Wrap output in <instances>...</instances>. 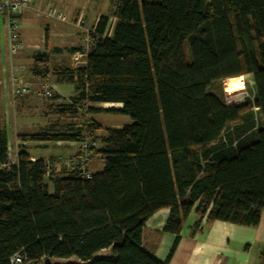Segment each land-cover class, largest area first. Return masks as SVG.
<instances>
[{"label": "trees", "instance_id": "trees-1", "mask_svg": "<svg viewBox=\"0 0 264 264\" xmlns=\"http://www.w3.org/2000/svg\"><path fill=\"white\" fill-rule=\"evenodd\" d=\"M246 73L253 91L243 104L209 92L213 81L236 76L239 86L225 94L234 97ZM54 74L74 84L61 117L84 109L130 121L104 128L103 146L93 152L102 166L91 178L60 164L45 178L44 157L23 146L10 162L0 127V264H10L19 249L23 264H168L141 240L146 219L161 208L169 209L163 230L175 235L170 254L193 209L207 221L258 223L264 211V0H118L111 15L97 16L84 65L56 67ZM81 137L69 124L19 139L78 143ZM260 259L264 264V249Z\"/></svg>", "mask_w": 264, "mask_h": 264}, {"label": "rangeland", "instance_id": "rangeland-1", "mask_svg": "<svg viewBox=\"0 0 264 264\" xmlns=\"http://www.w3.org/2000/svg\"><path fill=\"white\" fill-rule=\"evenodd\" d=\"M117 3L118 0H64V7L61 8L53 2L66 15V21L64 22L67 25L66 41L62 44L63 48L57 50L48 43V31L45 29L42 45L37 47L24 46L22 42L21 48L15 55L11 56L9 54L15 66H23V69L17 67L11 69L7 66L4 70V76L0 71V127L6 129L10 136V149H8L11 154L10 162L16 158L13 155L22 146L33 157L69 156L76 148V144L70 146L64 144L66 142L63 141L35 142L25 139V144H20L19 137L21 135L45 130L57 131L72 124L74 127L79 128L82 136L86 133L93 134L95 138L93 152H95L103 146L100 137L105 135V131L102 128L95 130V125L92 124L107 125L109 120L127 119V116H125V119L124 116L115 112L89 113L84 109L76 116L61 117L59 110L68 101L69 97H56L52 88L51 96H40L37 93L42 80L46 79L51 87L52 82L57 79L56 74H54L56 67L84 65V54L90 42V31L97 16L99 14L111 15ZM44 15L51 18L46 14V3ZM72 48L75 51H71ZM35 62L39 63L37 69L35 68ZM34 69L39 73L38 78H34ZM235 77L213 81L209 85V92L223 98L229 104H243L247 96H252V76L249 73L242 74V83L240 82V88L243 85L242 92L237 93L234 97L226 96L225 94L228 93L226 91L239 86ZM94 105L102 107L117 106V104L105 105L102 103H94ZM257 126L258 124L254 128ZM95 154H97L96 160L101 158L98 153H94L93 156ZM49 190L51 191V186H49ZM105 252L107 250H102V253ZM50 260L57 261L53 258H50ZM58 261H63V259Z\"/></svg>", "mask_w": 264, "mask_h": 264}, {"label": "crops", "instance_id": "crops-1", "mask_svg": "<svg viewBox=\"0 0 264 264\" xmlns=\"http://www.w3.org/2000/svg\"><path fill=\"white\" fill-rule=\"evenodd\" d=\"M61 8L64 0H54ZM44 0H32L19 13V34L24 46L42 45L43 33L48 31V43L52 47L63 48L66 41L65 20L57 21L56 18H48L44 15ZM80 20V19H78ZM10 55L8 52V39L3 16L0 14V71L4 76V70L10 66ZM85 63V54H84ZM35 62V68H39ZM72 66V65H62ZM39 73L34 69V78H38ZM54 93L61 97H70L74 93V84L66 81L54 80L51 84ZM101 104V103H100ZM105 105L120 106V103H102ZM94 105V104H92ZM99 106V105H95ZM118 114V113H117ZM121 116H127L119 114ZM126 119V117H125ZM126 120H109V124L102 125L101 128H119L122 124L129 122ZM8 149H10V136L8 131ZM20 144L25 142L19 141ZM18 142V143H19ZM60 142V141H59ZM64 144H76L74 153L79 150L77 142H66ZM69 151V150H68ZM9 152V150H8ZM17 151L14 153L16 157ZM10 152L8 158H10ZM52 156V155H51ZM60 156V155H58ZM68 155L61 157H66ZM97 154L92 157L91 170L99 171L102 166V159L96 160ZM33 157V156H32ZM16 159V158H15ZM12 160V162L15 161ZM169 209L161 208L153 212L145 221L142 228V245L159 260H168V264H260V253L264 249V211L260 214V219L255 225H242L221 220L207 221L206 215L199 219V215L193 209L182 222L179 239L174 249L175 235L164 231L163 226L168 217ZM102 250L96 252L95 256H101Z\"/></svg>", "mask_w": 264, "mask_h": 264}, {"label": "built area", "instance_id": "built-area-1", "mask_svg": "<svg viewBox=\"0 0 264 264\" xmlns=\"http://www.w3.org/2000/svg\"><path fill=\"white\" fill-rule=\"evenodd\" d=\"M46 3V14L49 17L58 20H65L66 15L63 11L58 9L54 4V0H44ZM32 0H0V14L3 16L5 28L8 39V51L11 56L15 55L22 46V41L19 34V13L21 9L27 7ZM80 21V20H79ZM11 69H23V66H15L10 62ZM40 96H51L52 90L46 79L42 80L37 90ZM79 150L66 157H44L43 176L47 178L50 174L52 165H63L68 171L74 172L77 176L82 178H91L93 171L91 170V160L93 157V149L95 146V138L92 133H86L78 141ZM9 155V152H8ZM27 257L23 249L14 252L10 258V264H23ZM28 264H44L43 259L38 261H31Z\"/></svg>", "mask_w": 264, "mask_h": 264}, {"label": "bare ground", "instance_id": "bare-ground-1", "mask_svg": "<svg viewBox=\"0 0 264 264\" xmlns=\"http://www.w3.org/2000/svg\"><path fill=\"white\" fill-rule=\"evenodd\" d=\"M240 82L242 83V75L240 76ZM242 87H243V85H242Z\"/></svg>", "mask_w": 264, "mask_h": 264}]
</instances>
